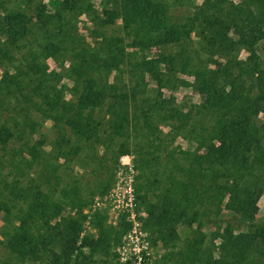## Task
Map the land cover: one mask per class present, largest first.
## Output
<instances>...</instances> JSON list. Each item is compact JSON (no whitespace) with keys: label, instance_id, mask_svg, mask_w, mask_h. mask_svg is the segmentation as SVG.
Returning <instances> with one entry per match:
<instances>
[{"label":"trees","instance_id":"1","mask_svg":"<svg viewBox=\"0 0 264 264\" xmlns=\"http://www.w3.org/2000/svg\"><path fill=\"white\" fill-rule=\"evenodd\" d=\"M5 1L16 6L0 16L6 249L19 261L45 255L49 264H70L75 250L89 242L95 250L112 247L118 233L100 219V235L77 244L87 203L85 181L74 177L73 168L82 162L92 174L86 184L103 193L107 156L100 148L114 143L119 155L130 156L134 144L145 173L144 226L155 240L169 246L181 238L177 224L185 225L180 252L189 264H264V222L256 219L264 187V122L256 123L264 114L258 52L264 0H201L184 21L170 15L168 0H104L102 12L91 0H60L54 12L45 0L0 4ZM18 1L32 3V12ZM81 14L94 24L91 41L76 30ZM118 20L123 34H107L104 27ZM241 49L248 50L245 59ZM217 55L224 59L215 61ZM45 56L68 60L71 86L55 81L56 72L44 74ZM185 75L193 77L201 98L189 109L164 92L170 80L184 81ZM43 120L55 126L50 148L43 147L45 136L38 138ZM36 129L37 141H31ZM184 134L189 147L177 152L171 145ZM17 136L23 143L7 156ZM152 162L160 168L150 179L145 164ZM223 204L232 214L215 232L221 239L217 256L205 249L200 225L209 209L220 213ZM0 264L10 263L0 258Z\"/></svg>","mask_w":264,"mask_h":264},{"label":"rangeland","instance_id":"2","mask_svg":"<svg viewBox=\"0 0 264 264\" xmlns=\"http://www.w3.org/2000/svg\"><path fill=\"white\" fill-rule=\"evenodd\" d=\"M168 8L170 15L174 20L184 21L188 16L196 10L200 4L201 0H168ZM233 2H240L241 0H232ZM60 0H45L47 4V10L54 12L56 7L59 5ZM94 8L98 12L106 7L104 0H91L90 1ZM19 6L27 10L29 13L32 12V3L24 5L21 1H18ZM16 8L13 4L9 2H4L0 4V16L3 12L6 11V8ZM90 16L87 14H81L75 19L76 30L88 41L93 39L90 34L94 24L92 20L89 19ZM34 18V17H33ZM96 25V24H95ZM97 27V25H96ZM107 34L112 32H117L118 34H123L121 28V21L118 20L116 24L104 27ZM198 45L195 43L194 47ZM258 52L261 55L263 66H264V44L261 43L258 46ZM248 55L247 49H241L239 51V57L245 59ZM224 58L220 55L214 57L215 61L221 62ZM44 69L43 72L45 75L49 73L56 72L59 74V77H53L55 81H60L61 84H66L68 86L72 85V81L67 78V68L68 60L66 58H53L46 57L44 58ZM0 73L1 68H0ZM184 81L180 79L170 80L169 86L164 90L166 95H173L177 99V103L182 106L183 109H189L188 107L191 104L199 103L201 98L200 95L195 92L191 86L193 82V77L190 75H185ZM59 83V82H58ZM68 97L70 94H67ZM264 114L261 113L257 120V124H262L264 121ZM41 123L43 125L40 127L41 132L43 131L40 140L45 138L47 139L46 144L43 147L50 148L51 140L53 139V132L55 131V126L51 120H43ZM164 133L168 131L167 127L163 129ZM36 134L31 138V141H37V129ZM45 134V135H44ZM47 134V135H46ZM23 138L20 136L14 137L8 144L6 148V155L11 154L14 148H19L23 143ZM111 146H105L100 148V153H106L107 161L103 168L105 169V174L102 178V184L107 183V188L105 191L98 192L99 186L96 188V185L89 187L87 183V178L92 174L87 171L85 167H81V163L77 161L73 168L74 177L79 178L80 180L85 181V189L83 193L84 201L87 203V206L84 208V219L82 221V227L80 236L78 238L77 244H82L84 238H97L100 235V224L99 219L104 222V227L108 229H113L114 232L118 233L116 235V241L109 249L99 248L94 249V246L86 244L82 249H77L74 252L75 261H71L70 264H114L113 259L117 260L121 256H127L134 251L135 243L132 242L131 235L133 230H136V233L143 244L144 249L149 253V262L148 264H189L186 262L181 250L184 249V235L189 229L185 225L177 224V232L181 235V238H176L172 240L169 246H166L161 239H154L153 234L149 232L144 226V218L147 217V212L143 208L142 199L140 195L141 187L145 183V173L140 168L139 155L137 153L136 147L134 144L130 146V156L128 155H119L117 153L118 149L114 143L110 144ZM176 149L177 152L181 148L189 147V141L184 134V136H179L175 142L171 145ZM166 158L162 159V162L165 163ZM9 165V163L7 162ZM163 164L162 166H164ZM146 166V176L149 172L150 179L154 177V174H157L156 168H160L156 162H152L150 165L147 163ZM161 166V168H162ZM8 170L7 168H5ZM165 176V174H164ZM165 177H163L164 179ZM150 187L153 186L150 183ZM151 195V194H150ZM259 210L256 214V219L258 221L264 222V187L261 192L259 201H258ZM70 208L67 209V212ZM216 206L209 209L207 213L202 217L201 222V232L205 236L204 247L207 250H211L215 255H219L220 248L219 244L221 239L215 236V232L219 228H223L224 225L221 223L222 219H227L231 216V211L226 209L224 204L221 207V212H217ZM136 213L138 222L132 221L131 215ZM129 223V228H126L123 223ZM120 231V232H119ZM5 227L3 216L0 214V258L2 262H8L10 264H49L48 256L43 255L37 260L26 259L19 261L14 257L5 247ZM57 251L60 250V244H53Z\"/></svg>","mask_w":264,"mask_h":264},{"label":"built area","instance_id":"3","mask_svg":"<svg viewBox=\"0 0 264 264\" xmlns=\"http://www.w3.org/2000/svg\"><path fill=\"white\" fill-rule=\"evenodd\" d=\"M131 218L132 221L138 222L139 218L136 213H132ZM131 235H133L131 236L132 242L135 243L134 251H132L130 255L119 257L117 260L113 259L112 262H114V264H148L150 258L149 253L144 249L143 244H141V240L139 239L136 230H133Z\"/></svg>","mask_w":264,"mask_h":264}]
</instances>
